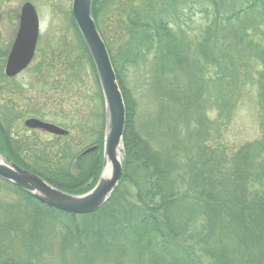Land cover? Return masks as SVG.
<instances>
[{
  "label": "trees",
  "instance_id": "trees-1",
  "mask_svg": "<svg viewBox=\"0 0 264 264\" xmlns=\"http://www.w3.org/2000/svg\"><path fill=\"white\" fill-rule=\"evenodd\" d=\"M183 1L93 0L92 16L107 46L125 103L124 175L109 201L89 215L50 208L22 189L0 180L21 196L22 205L18 209H23L24 218L30 220L31 226L30 231H22L20 222L12 219L0 222V264H18L7 258V246L13 242L12 238L20 235L29 249L37 244L48 221L63 233L61 254L72 250L74 257L78 256L84 264L103 258L109 264H264V115L261 138L245 144L232 155L223 147L211 148L203 139L211 123L201 97L204 85L214 82L221 99H232L228 89L233 79L235 82L232 72L236 67L228 45L212 39L211 31L202 40L203 44L192 47L178 24L180 15L186 11ZM243 3L246 5L242 7L232 4L224 13L223 0L214 1L216 16L212 31L217 32L220 24L233 27L238 23L239 29L234 33L238 42L264 59L260 44L240 22L243 15L255 12L262 0ZM208 10L204 9L203 13ZM121 14L124 15L122 42L114 54L103 26L108 18ZM70 16L101 92L92 57L72 13ZM8 53L2 54L4 59L0 60L1 82L7 80L3 69ZM152 55L160 75L187 72L193 81L204 84L196 106L189 110L191 116L186 130L191 132L190 121L193 122L197 137L189 134L181 147L184 160L160 142L155 144L136 126L139 104L126 87L124 76L130 68L145 64ZM60 59H65L66 67L73 68L69 55L63 54ZM47 62L54 67L53 51L42 55L39 68ZM246 68H240L243 76L247 75ZM213 69L218 72L215 79L211 74ZM259 76L255 84L264 113V73ZM101 98L103 112L97 115L100 126L92 131L97 139L82 151L70 144L52 151V146H40L38 137L31 140L22 134L14 136L11 126L19 116H14L6 104L0 110V153L66 193L87 194L98 183L104 163L106 113L102 95ZM166 134L160 130L162 137ZM168 138L172 141L173 137ZM93 147L95 151L84 155ZM10 210L0 204L3 215L9 216Z\"/></svg>",
  "mask_w": 264,
  "mask_h": 264
},
{
  "label": "rangeland",
  "instance_id": "rangeland-1",
  "mask_svg": "<svg viewBox=\"0 0 264 264\" xmlns=\"http://www.w3.org/2000/svg\"><path fill=\"white\" fill-rule=\"evenodd\" d=\"M72 1L0 0V60L2 54L9 52L14 43L20 11L25 3L30 2L35 6L40 20L38 49L31 66L10 83L0 81V110L9 104L10 112L15 114L14 116H19L11 126L14 136L22 134L23 138L31 140L38 137L40 146L44 144L52 146V151L67 144L77 145L78 151L87 148L97 139V135H93L92 131L98 130L100 119L97 115L103 112L102 90L100 92L91 65L72 27L70 16ZM214 1L221 2V0L183 1L182 7L186 11L180 15L178 24L194 48L199 43L203 44L202 40L209 31L212 39H219L228 45L236 67L232 72L235 82L233 79L228 89V94H233L232 99H221L216 83L204 85L200 80L193 81L190 73L173 75L166 72L160 75L154 67L153 55L145 64L130 68L124 76L126 87L139 104L137 129L147 138H151L155 144L160 142L166 150L171 149L178 156L181 155V160H184L185 156L181 147L183 149L188 135L196 136L193 132L195 124L190 121L189 133L186 130V123L191 116L189 110L196 106L198 95L202 92V85L204 91L201 97L205 100V113L211 120L206 133L202 136L211 148L223 147L227 154L232 155L240 147L259 140L263 135L261 123L264 113L260 108L258 86L255 83L259 81L260 73H264V59L238 42V37L234 36L235 31L239 29L238 23L233 27L220 24L217 25V32L212 31V28H215L213 22L216 16ZM243 1L223 0L222 12L226 13L232 4L236 7L245 6ZM190 7H193L191 11ZM206 8L209 9L208 13H203ZM123 20L124 15L121 14L120 17L108 18L103 26L114 54L122 42L120 36ZM240 22L248 27L251 38L260 44L263 54L264 0L259 3L254 13L243 15ZM52 51L54 67L51 68L47 62L43 68H39L42 55ZM63 54L70 56L69 62L74 65L73 68L66 67L63 63L66 62L65 59H60ZM240 62L242 63L239 64ZM244 67L248 68L245 71L247 75L243 76L240 68ZM211 74L215 79L218 72L213 69ZM227 77L231 79V76ZM262 81L264 82V79ZM159 88H163V91ZM30 118H37L63 128L69 132V136L57 139L41 131L28 130L24 123ZM160 130L168 134L162 137ZM168 136L173 137L172 141ZM20 201L21 196L11 186L0 183V204L12 209L9 216L3 215L0 211V222L12 219L20 222L19 224L22 223V229L19 230L30 231V220L24 218L26 215L23 209H18V206L22 205ZM42 234L37 239V244L29 247L30 250L21 241L20 235L15 237L13 234L12 237L15 238H12L13 242L7 246V258L17 261L18 264H84L78 256L74 257L72 250L67 251L65 255L61 254L63 233L57 225L48 221ZM93 264L109 263L103 258Z\"/></svg>",
  "mask_w": 264,
  "mask_h": 264
},
{
  "label": "water",
  "instance_id": "water-1",
  "mask_svg": "<svg viewBox=\"0 0 264 264\" xmlns=\"http://www.w3.org/2000/svg\"><path fill=\"white\" fill-rule=\"evenodd\" d=\"M92 3L93 0H73L71 13L92 57L104 98V163L98 183L87 194L72 195L52 186L0 153V180L22 189L50 208L73 215H89L100 210L109 201L124 175L125 103L107 46L92 16ZM39 36L38 13L35 6L27 2L21 8L18 32L7 58L5 75L8 78L18 76L31 65ZM24 126L29 130L43 131L58 137L69 134L67 130L36 118L26 120ZM95 150V147L90 148L84 155ZM108 166L111 170L106 177L104 174Z\"/></svg>",
  "mask_w": 264,
  "mask_h": 264
},
{
  "label": "flooded vegetation",
  "instance_id": "flooded-vegetation-1",
  "mask_svg": "<svg viewBox=\"0 0 264 264\" xmlns=\"http://www.w3.org/2000/svg\"><path fill=\"white\" fill-rule=\"evenodd\" d=\"M13 45V44H12ZM11 48H12V46H11ZM11 48H10V50H11ZM10 50H9V53H10ZM9 53H8V55H9ZM8 57V56H7ZM6 61H7V59H6ZM5 65H6V63H5ZM31 66V65H30ZM29 66V67H30ZM29 67H28V69H29ZM27 71V69L25 70V71H23L22 73H20L18 76H16V77H14V78H8L6 75H5V67H4V69H3V72H4V75L7 77V80H6V82H8V83H10V82H12V81H14L17 77H19L20 75H22L23 73H25ZM49 123V122H48ZM4 156H6V155H4ZM7 157V156H6ZM12 161V160H11ZM15 163V162H14Z\"/></svg>",
  "mask_w": 264,
  "mask_h": 264
},
{
  "label": "bare ground",
  "instance_id": "bare-ground-1",
  "mask_svg": "<svg viewBox=\"0 0 264 264\" xmlns=\"http://www.w3.org/2000/svg\"><path fill=\"white\" fill-rule=\"evenodd\" d=\"M110 166H108L107 168H106V170H105V176L107 177V176H109L110 175Z\"/></svg>",
  "mask_w": 264,
  "mask_h": 264
}]
</instances>
